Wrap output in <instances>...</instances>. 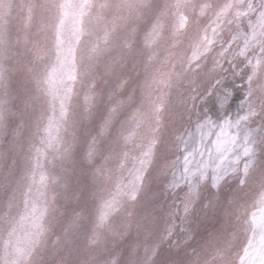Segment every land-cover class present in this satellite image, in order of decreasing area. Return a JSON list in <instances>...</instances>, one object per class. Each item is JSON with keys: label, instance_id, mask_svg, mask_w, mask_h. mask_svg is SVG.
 Here are the masks:
<instances>
[{"label": "rangeland", "instance_id": "374dc122", "mask_svg": "<svg viewBox=\"0 0 264 264\" xmlns=\"http://www.w3.org/2000/svg\"><path fill=\"white\" fill-rule=\"evenodd\" d=\"M193 2L199 4L204 0ZM211 2L217 3L218 0ZM29 3L30 0H8L6 16L10 45V59L6 62L9 67V89L18 98L31 95L35 99L34 108L25 117L24 134L19 143L14 146L10 143L11 137H0V153L6 152L9 155L7 166L0 164V255L3 254L5 241L11 242V251L17 244L23 245L28 234L35 231L36 221L29 215L25 202L27 200L30 205L31 199L36 198V187L39 185L33 186L31 196H26L30 183L27 173L30 168L31 146L38 144L35 122L41 118L46 120L52 114L48 98L35 91L32 73L27 69L55 62V32L51 28L40 31L39 9L33 11L31 27H25ZM108 3L110 6L103 12L105 22H110L114 16L121 14L116 7L119 0H108ZM153 3L162 5L164 0H153ZM186 15L188 22L175 35L173 32L176 22L169 17L165 23L163 38L154 49H149L145 45V34L150 31L155 16L152 12L145 11L137 20L135 13H131L132 20L128 28H120L114 34L111 51L102 57L98 66L95 115L89 117L81 107L87 91V81L78 78L73 85L69 132L65 136L71 145V155L67 161L61 162L54 161L53 153L49 152L47 159L43 161L45 171L50 176L56 175L61 179L59 185L49 182L46 189L49 198L55 196V202L44 219L47 232L43 237V247L34 258L41 261V264H81L85 260L105 264V261L116 255L123 261L128 258L130 245L143 240L145 235H149L150 242L160 245L157 264H187L192 258L193 249L206 256L224 239L231 241L228 253L231 264H240L243 248L251 235V225L245 221H250L252 212L258 214L261 194L259 171L245 185H239L241 174L227 175L220 181L219 189L211 186L209 173V179L201 183L199 198L194 200L186 218L182 201L188 191L187 186L178 189L169 186L173 177L171 169L166 168V165L183 155L178 137L194 130L198 120L208 118L218 121L225 113L235 119L242 114L248 102V76L251 74L243 58L233 60L232 55L221 57L220 43L215 44L198 62H194L189 70L188 59L210 20L208 14L200 16L198 10L187 12ZM99 27L102 28L103 24ZM131 27L137 30L135 39L131 48H124L123 41ZM93 30H96V26H93ZM26 35L30 41L27 45L24 42ZM223 36L227 38V30ZM89 39L84 37L85 42ZM33 44L41 51L44 60L37 62L34 59ZM86 46V43H82L77 51V63L81 70L80 61ZM153 51L156 52L155 59L151 67L146 69L148 56ZM113 58H119V63L113 66L112 72L105 74V65L111 64ZM156 71L174 74L172 86L163 90L165 108L161 113L158 131L152 133L151 128L156 126L146 124L137 129V135L127 144L122 140L114 142L115 132L109 136L114 154L129 153L123 172L115 173L117 176L122 175L125 182L129 170L134 165L138 166V158L148 140L154 135L157 141L137 200L125 205L127 211L122 210L111 217L114 229L122 230L124 226H128L127 235L121 237L109 232L99 248L89 249V233L83 230L68 233L67 225L73 211L80 213L86 224L94 221L101 205L98 190L101 187L111 188L112 185L104 184L96 176V168L104 163L102 159H97L94 165L84 159L87 142L98 130L107 109V96L112 90H117L121 99L128 100L131 97L117 117V129L137 108L147 110V104L144 103V81ZM124 81L127 84L120 88L119 85ZM225 93L227 99L224 97ZM158 94L154 93L153 98ZM16 107H20L19 99ZM253 121L252 127L260 126L259 116L253 117ZM118 163L119 160L114 158L108 167L115 169ZM242 166L241 163V168ZM36 180L39 181V175ZM13 193L15 200L12 207L8 208L6 205ZM229 201L235 203L229 205ZM169 228L172 229L171 235L167 233Z\"/></svg>", "mask_w": 264, "mask_h": 264}, {"label": "snow or ice", "instance_id": "6c2138e0", "mask_svg": "<svg viewBox=\"0 0 264 264\" xmlns=\"http://www.w3.org/2000/svg\"><path fill=\"white\" fill-rule=\"evenodd\" d=\"M8 6V0H0V137H11L10 143L15 146L24 134L25 117L34 108L35 98L31 95L18 98L9 89V67L6 63L10 59L6 19ZM109 6L108 0H39V2L30 0L25 27H31L33 11L39 9L40 31L51 28L55 32V62L27 69L32 73L35 91L48 98L52 114L47 116L46 120L41 118L35 122L38 144L31 146L30 168L27 173L30 183L25 195L31 196L33 186L39 185L36 187V198L31 199L30 205L27 200L25 202L29 215L36 221L35 231L28 234L23 245L17 244L11 251H9L11 242L5 241L0 264H41V261L34 258L43 247V237L47 232L44 219L55 202V196L49 198L46 189L49 182L59 185L61 179L56 175L50 176L44 169L43 161L47 159L49 152L53 153L54 161L61 162L67 161L71 155V145L65 136L69 132L73 85L78 78L87 81V91L81 107L83 112L91 117L95 115L94 109L97 107L95 101L98 94L95 91V83L99 72L98 66L102 62V57L111 51L114 34L120 28H128L132 20L131 13H135L137 20L145 11L154 14V23L145 34L146 47L154 49L163 38L165 23L169 17L176 22L173 32L175 35L188 22L186 13L197 10L200 16L208 14L210 23L203 29V35L200 36L188 59L189 70L194 62H198L215 44L220 43L221 57L232 55L233 60L243 58L250 69L248 102L246 110H242V114L235 119L227 113L218 121L204 118L197 121L194 130L178 137L183 155L166 165V168L171 169L173 177L169 186L173 189L187 186L188 191L182 201L186 218L194 200L199 198L201 183L209 179V173L211 186L219 189L220 181L227 175L241 174L239 185H245L248 179L259 171L261 194L258 214L252 212L250 221H245L251 225V235L243 248L240 264H264V83H255L264 81V0H218L217 3L204 0L199 4L193 0H164L162 5L153 3V0H119L116 7L121 14L114 16L110 22H105L103 12ZM125 12L129 14H123ZM101 24L102 28L99 27ZM93 26H96L95 31ZM225 30L228 31L227 38L223 36ZM136 31L135 27L128 30L123 41L124 48L132 47ZM86 36L90 39L85 42ZM24 42L26 45L30 43L27 35ZM82 43H86L87 46L80 61L81 70L77 63V51ZM32 47L34 59L37 62L44 60L45 57L37 46L33 44ZM155 56V51L148 56L146 69L151 67ZM117 63L119 58H113L111 64L105 65V74L112 72L113 66ZM173 76L171 72H152L145 79L143 88L147 110L141 111L137 108L118 129L117 117L131 97L128 100L121 99L117 90H112L107 96L106 112L101 118L96 134L89 137L84 159L90 165H94L97 159H102L104 163L96 168V176L104 184H111L112 187H101L98 190L101 205L94 221L86 224L84 217L73 211L66 229L68 233L81 230L89 233L87 235L89 249L99 248L109 232L121 237L127 235L128 226H124L122 230L114 229L111 217L122 210L127 211L125 205L137 200L157 142L154 135L148 140L138 158V166L134 165L129 170L125 182L122 175L117 176L115 173L123 172L129 153L114 154L109 136L115 132L114 142L122 140L127 144L137 135V129L146 124L156 126L151 128L152 133L158 131L161 113L165 108L163 90L172 86ZM126 84L127 81H124L119 87L122 88ZM154 93L159 94L153 98ZM224 97L227 99V93ZM18 99L20 107H16ZM257 116L261 118V124L259 127H252L253 117ZM114 158L118 159L119 163L112 169L108 164ZM8 160V153H0V164L7 166ZM37 175L39 181L36 180ZM14 200L13 193L6 206L11 208ZM228 203L232 205L235 201ZM225 214H228L227 211ZM167 233L171 235L172 229H167ZM159 247L158 243L150 242L149 235H145L143 240L130 245L127 259L122 261L120 256L116 255L105 261V264H157ZM230 249L231 241L227 239L221 241L206 256L193 249L192 258L187 264H231L228 259ZM81 264H95V261L85 260Z\"/></svg>", "mask_w": 264, "mask_h": 264}]
</instances>
